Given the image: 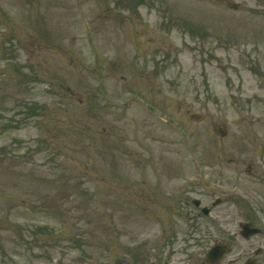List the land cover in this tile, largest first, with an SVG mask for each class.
<instances>
[{
	"label": "rangeland",
	"instance_id": "rangeland-1",
	"mask_svg": "<svg viewBox=\"0 0 264 264\" xmlns=\"http://www.w3.org/2000/svg\"><path fill=\"white\" fill-rule=\"evenodd\" d=\"M226 175L264 195V0H0V264H201L264 225Z\"/></svg>",
	"mask_w": 264,
	"mask_h": 264
},
{
	"label": "flooded vegetation",
	"instance_id": "flooded-vegetation-1",
	"mask_svg": "<svg viewBox=\"0 0 264 264\" xmlns=\"http://www.w3.org/2000/svg\"><path fill=\"white\" fill-rule=\"evenodd\" d=\"M253 167H250L249 172H253ZM232 195H228L226 197H218L217 200L219 201V205L216 206L214 209H216L217 207H219L220 205L223 204H232L234 205L235 201L237 200V198L235 197H231ZM244 205L248 206L249 204L244 202ZM212 210V211H213ZM260 210V209H257ZM264 213V210H260ZM248 224L250 226V229L255 230L258 229L259 232L256 234H251L249 236H246L245 234H243V229L242 227ZM227 227H230L229 224L226 225ZM224 227V226H220V224H218V229L220 230V232L223 233H227V231H229V228ZM223 237V236H222ZM220 237L219 239H216L212 242V245L215 244H222V245H227L228 247L231 248V253L232 254L234 252V248L236 246V243L238 241H242V242H250L247 250H243L244 254H242V252L237 253V255L230 259L232 264H264V225L260 224L257 225L254 221L252 220H247L244 223H240L238 224L237 228L234 230V232L232 233H227L226 236H224L223 238ZM257 238V244L254 246V244H252V241L255 240ZM262 238V239H261ZM229 256V255H227ZM227 256H225L224 260L221 262V264H223L226 261ZM206 259H204L202 261L201 264H209L207 257L205 256Z\"/></svg>",
	"mask_w": 264,
	"mask_h": 264
},
{
	"label": "water",
	"instance_id": "water-1",
	"mask_svg": "<svg viewBox=\"0 0 264 264\" xmlns=\"http://www.w3.org/2000/svg\"><path fill=\"white\" fill-rule=\"evenodd\" d=\"M219 132H221L222 135H225V132H222L221 130ZM215 204H217V203H215ZM205 211H206V213L208 212L207 210H205ZM243 228H244L243 234H245L246 236H249L251 234H255L257 232V230H251L249 226H243ZM227 253H228V249L226 248V246L216 245L209 252L208 259L212 264H218V262Z\"/></svg>",
	"mask_w": 264,
	"mask_h": 264
}]
</instances>
